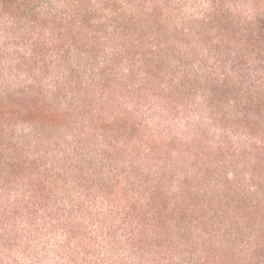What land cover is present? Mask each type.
I'll return each instance as SVG.
<instances>
[{
  "label": "trees",
  "instance_id": "trees-1",
  "mask_svg": "<svg viewBox=\"0 0 264 264\" xmlns=\"http://www.w3.org/2000/svg\"><path fill=\"white\" fill-rule=\"evenodd\" d=\"M0 264H264V0H0Z\"/></svg>",
  "mask_w": 264,
  "mask_h": 264
}]
</instances>
